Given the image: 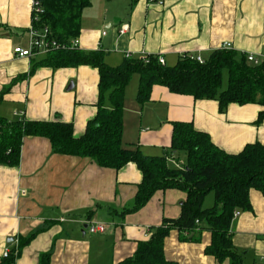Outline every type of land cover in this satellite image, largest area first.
Masks as SVG:
<instances>
[{"label":"crops","instance_id":"0c3cea01","mask_svg":"<svg viewBox=\"0 0 264 264\" xmlns=\"http://www.w3.org/2000/svg\"><path fill=\"white\" fill-rule=\"evenodd\" d=\"M31 3L0 0V118L72 123L74 136L81 138L98 112L99 72L90 66L39 67L43 55L14 54L15 48L29 45ZM78 38L80 50L104 52L112 68L128 54L160 55L168 67L188 55L207 61L225 43L240 57L261 58L264 0H91ZM133 80L125 93V146L163 156L171 147L174 122L193 123L230 154L248 144L264 145L260 105L230 104L222 112L216 100H196L160 85L140 105V77ZM142 180L134 163L119 171L103 168L89 158L55 153L46 138L25 137L20 165H0V264L6 250L28 239L13 264H43L44 255H50V264H118L132 257L164 219L180 218L187 200L181 190H160L143 208L130 211ZM250 202L252 210L234 213L232 241L244 254V264H264V193L252 189ZM89 222L103 224L105 231L91 234L85 229ZM211 241L208 231L192 240L172 230L165 256L178 264H230L206 254Z\"/></svg>","mask_w":264,"mask_h":264},{"label":"trees","instance_id":"16d2710c","mask_svg":"<svg viewBox=\"0 0 264 264\" xmlns=\"http://www.w3.org/2000/svg\"><path fill=\"white\" fill-rule=\"evenodd\" d=\"M43 12L34 28H48L51 38L69 42L79 37L82 15L91 0H41ZM148 62L140 58L126 59L117 68L105 63L102 51L85 52L58 50L43 55L36 64L53 69L90 66L99 72L98 112L81 138L74 136L72 123L63 121H28L20 118L9 122L0 118V165L17 167L25 137H43L51 142L55 153L84 157L100 167L121 170L129 163L137 165L143 175L130 211L143 208L157 191L178 189L187 194L180 218L164 219L147 242L138 245L136 253L118 264H178L165 256V239L172 230L196 240L208 231L212 241L206 254L218 261L244 264L232 241L231 224L236 211L252 210L250 191L264 193V145L248 144L238 154H230L216 146L207 133L195 129L193 123L174 122L171 147L163 156H147L137 146L123 143L126 89L135 75L140 77L137 102L145 105L151 100L155 85L170 92L189 95L196 100H216L222 112L230 104H255L264 107V61L250 63L233 50L218 49L200 64L188 57L174 67L163 66L158 58ZM227 84L223 88L224 74ZM264 121V110L258 123ZM175 160L179 167L173 165ZM214 193L215 204L203 208L206 196ZM30 242L20 240L18 252L11 250L2 264H13L21 250ZM50 264V255L41 258Z\"/></svg>","mask_w":264,"mask_h":264},{"label":"built area","instance_id":"2783aa9c","mask_svg":"<svg viewBox=\"0 0 264 264\" xmlns=\"http://www.w3.org/2000/svg\"><path fill=\"white\" fill-rule=\"evenodd\" d=\"M32 6V26L31 29L29 30V36H30V42L27 48H22V47H17L14 49V54L18 55L19 57L22 58H31V57H35L38 55H46L52 51H58V50H77L80 49V40L79 38L73 39L69 42H59L53 38H51L50 36V31L48 28H44L41 30H37L34 28L33 23H38L40 21V17L41 14L43 12V7L41 6V0H32L31 3ZM126 27L122 28V33L126 32ZM106 34V33H104ZM221 49L224 50H232L231 49V45L229 43H225ZM150 56L149 55H143L140 59L142 61H145L146 63L148 62V58ZM158 58V62L165 66L166 65V61L165 58L162 56H155ZM190 58V60L192 61H197L200 64H204L205 60L200 57V56H195V55H188L185 56ZM247 60L250 63H254L255 65H258L260 63H262L264 61V55H262L261 58H258L256 55L254 54H248L247 56ZM131 55L128 54L127 55V59H131ZM0 134H1V126H0ZM174 161L176 163V166H180L182 164H178L175 160H171ZM237 215V213H235V216ZM87 230L91 233V234H96V233H101L105 231V227L103 224L99 223V222H89L87 225ZM18 247H19V243L16 250V253L18 252ZM11 251L6 250L4 253V257H8V255L10 254Z\"/></svg>","mask_w":264,"mask_h":264},{"label":"rangeland","instance_id":"374dc122","mask_svg":"<svg viewBox=\"0 0 264 264\" xmlns=\"http://www.w3.org/2000/svg\"><path fill=\"white\" fill-rule=\"evenodd\" d=\"M227 74L225 73L224 74V83H223V88H225L226 87V84H227V76H226ZM137 76V75H136ZM138 79H134L133 81H132V85L134 86V84H135V82H138L137 81ZM174 165H176V163L174 164ZM206 201V203H205V208H208L209 206L210 207H212L213 205H214V193H212L211 195H209L208 197H206V199H205Z\"/></svg>","mask_w":264,"mask_h":264},{"label":"water","instance_id":"95a60500","mask_svg":"<svg viewBox=\"0 0 264 264\" xmlns=\"http://www.w3.org/2000/svg\"><path fill=\"white\" fill-rule=\"evenodd\" d=\"M87 227H85V229H86Z\"/></svg>","mask_w":264,"mask_h":264}]
</instances>
